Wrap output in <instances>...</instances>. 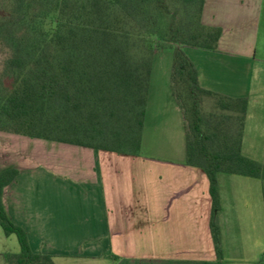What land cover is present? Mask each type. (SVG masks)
Listing matches in <instances>:
<instances>
[{
  "label": "crops",
  "instance_id": "0c3cea01",
  "mask_svg": "<svg viewBox=\"0 0 264 264\" xmlns=\"http://www.w3.org/2000/svg\"><path fill=\"white\" fill-rule=\"evenodd\" d=\"M217 50L183 48L204 90L247 100L241 154L264 165V0H204ZM150 79L141 133L162 155H118L0 132L8 219L53 264H264V182L218 174L220 251L203 171L184 164L181 112ZM20 251L0 228V264Z\"/></svg>",
  "mask_w": 264,
  "mask_h": 264
},
{
  "label": "trees",
  "instance_id": "16d2710c",
  "mask_svg": "<svg viewBox=\"0 0 264 264\" xmlns=\"http://www.w3.org/2000/svg\"><path fill=\"white\" fill-rule=\"evenodd\" d=\"M204 0H0V132L125 156L140 155L151 61L173 50L169 90L181 112L184 164L206 175L216 223L218 174L264 182L262 164L241 154L245 98L204 90L183 48L217 50L221 30L201 23ZM0 228L19 253L8 264H53L33 254L7 217ZM264 262V257L261 263Z\"/></svg>",
  "mask_w": 264,
  "mask_h": 264
},
{
  "label": "rangeland",
  "instance_id": "374dc122",
  "mask_svg": "<svg viewBox=\"0 0 264 264\" xmlns=\"http://www.w3.org/2000/svg\"><path fill=\"white\" fill-rule=\"evenodd\" d=\"M172 57V49L158 51L154 54L151 61V69L149 76V79H152L151 82L153 86L161 87V85L163 86L165 84V79H170ZM140 153L145 156L162 155L160 152H158L157 149H153L149 145H147L146 141L144 146L142 148L140 147Z\"/></svg>",
  "mask_w": 264,
  "mask_h": 264
}]
</instances>
